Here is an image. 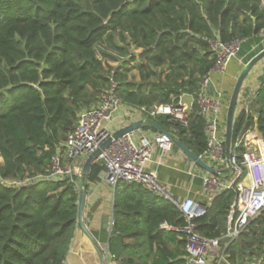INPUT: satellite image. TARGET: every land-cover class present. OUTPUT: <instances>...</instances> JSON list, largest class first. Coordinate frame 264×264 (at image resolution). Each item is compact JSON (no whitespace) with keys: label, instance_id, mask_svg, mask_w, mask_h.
<instances>
[{"label":"trees","instance_id":"trees-1","mask_svg":"<svg viewBox=\"0 0 264 264\" xmlns=\"http://www.w3.org/2000/svg\"><path fill=\"white\" fill-rule=\"evenodd\" d=\"M262 32L264 0H0V264H63L78 225L79 192L65 181H5L45 174L79 114L112 84L131 108L177 104L181 94L197 95L214 66L207 39L243 42ZM108 58L114 67L106 68ZM165 66L166 74L159 71ZM134 69L138 81L129 78ZM254 124L241 112L232 144ZM256 126L264 140V105ZM175 127L196 156L203 153L196 104L186 127ZM103 170L95 162L88 182ZM234 195L225 190L213 198L195 220L200 236L225 234ZM113 222L111 253L133 252L140 264H185L184 236L162 228L186 224L168 201L119 182ZM222 246L219 264H264V210Z\"/></svg>","mask_w":264,"mask_h":264},{"label":"built area","instance_id":"built-area-1","mask_svg":"<svg viewBox=\"0 0 264 264\" xmlns=\"http://www.w3.org/2000/svg\"><path fill=\"white\" fill-rule=\"evenodd\" d=\"M206 41L215 63L202 78L195 99L199 114L204 120V133L207 139L206 149L197 157L211 167L222 170L227 167L225 134L219 121L222 94L220 92L209 94L207 89L212 75L224 74L229 63L237 58L242 41L233 39L225 42L218 34ZM262 85L264 86V80ZM122 106L123 102L115 93V85L112 84L100 95L95 107L79 114L61 149L51 158L45 174L21 180H7L5 183L12 187H20L32 182L65 181L80 192L82 168L77 162L87 157L113 134L109 130V124ZM135 110L150 117L158 114L167 116L173 131H177L175 124L185 127L187 125L188 114L181 108L179 102L161 104L149 110L144 108ZM137 111L129 110L125 115L133 117ZM134 132L113 141L101 153L96 162H102L104 165L102 178L112 187L119 182L138 184L174 205L186 223L182 227H176V231L185 239V264H212L208 259L210 254L214 255L215 263L219 264L224 258L223 252L219 250L221 243L227 245L234 240L247 222L264 210V143L254 142L246 134L238 136L231 144L229 164L232 178L229 183L221 182L220 177L214 175L202 178V186L205 190L213 193L219 189L232 190L235 194L230 206L225 234L220 238L207 239L198 234L195 223L197 218L205 215L206 207L189 197L182 201L175 199L167 187L159 182L157 174L146 168L155 149L162 152L171 151L174 145L172 135L159 133L151 137L137 138ZM113 225L111 219V229Z\"/></svg>","mask_w":264,"mask_h":264},{"label":"crops","instance_id":"crops-1","mask_svg":"<svg viewBox=\"0 0 264 264\" xmlns=\"http://www.w3.org/2000/svg\"><path fill=\"white\" fill-rule=\"evenodd\" d=\"M243 45L244 47H242ZM241 47L237 58L229 63L224 74L219 76L212 75L211 83L207 89V93L209 94H215L216 92L222 94L221 106L219 108V121L224 134L226 112L236 80L244 65L264 49V32L255 38L244 40ZM159 71H164L166 74L168 68L165 66L159 69ZM134 74L138 76L136 71ZM129 78H131L130 74ZM263 80L264 58L252 68L244 80L238 95L236 109V118L241 112H244L246 116H251L255 122L253 127L248 128V130L242 134H246L249 139L261 144L264 143V140L257 129L256 121L258 112L264 105ZM178 99L181 108L189 115L195 104L196 96L185 93L181 94ZM129 110L137 111L123 104L122 109L119 110L115 118L109 124V130L112 133L126 125L142 121V127L134 132V136L137 138L141 136L151 137L165 131L172 135L174 141L180 142L194 154L187 141L179 139L177 131L172 130V125L167 119V116L158 114L154 117H150L142 115L137 111L135 116L131 117L125 115ZM86 158L87 157H83L78 160L77 163L79 167L82 168ZM1 163L0 159V164ZM204 163L207 164V162ZM146 168L149 171L155 172L159 182L165 185L170 194L179 201L189 197L199 204L209 207L213 198L225 191L219 189L213 193L205 190L202 186V178L208 177L211 174L198 166L186 152L175 144V142L169 152H162L155 149L151 161L146 165ZM218 177H220L221 182L228 184L232 178V173L229 172L218 175ZM143 189L146 190L145 188ZM114 195L115 187L109 185L102 178V172L97 182H88L87 196L81 220L84 228L77 225L70 249L63 264H140L134 257L133 252L127 254L124 250L121 256H117L116 253L110 252L109 243L113 231V228H110V221L111 219L113 220ZM162 228L172 231L179 236L182 235L176 231V227L168 226L166 223L162 225ZM127 244H129L128 241ZM222 244L224 246L226 244L221 243L219 248V250L223 252L224 248ZM208 259L212 264L215 263L213 254H210Z\"/></svg>","mask_w":264,"mask_h":264},{"label":"water","instance_id":"water-1","mask_svg":"<svg viewBox=\"0 0 264 264\" xmlns=\"http://www.w3.org/2000/svg\"><path fill=\"white\" fill-rule=\"evenodd\" d=\"M264 58V49L259 52L256 56H254L249 62H247L241 73L239 74L235 86L233 88L227 112H226V121H225V136H224V146H225V157L227 161V167L222 170L215 169L207 164H205L203 161H201L195 154L190 152L185 146H183L180 142L174 141L177 146H179L186 154L202 169L206 170L208 173L214 176L222 175L231 172V165L229 164V158H230V151H231V144H232V135H233V127L236 121V109H237V100L238 95L240 92V89L242 87V84L246 77L248 76L249 72L252 70V68L262 59ZM142 121H137L134 123H131L129 125H126L122 127L121 129L115 131L105 142H103L96 150H94L92 153H90L81 169V190L78 195V225L82 228V214L83 209L85 205V200L87 196V188H88V180H89V174L91 171L92 165L98 160L101 153L108 148L113 141L118 140L123 135L134 132L142 127ZM162 133H168L165 131H162Z\"/></svg>","mask_w":264,"mask_h":264},{"label":"rangeland","instance_id":"rangeland-1","mask_svg":"<svg viewBox=\"0 0 264 264\" xmlns=\"http://www.w3.org/2000/svg\"><path fill=\"white\" fill-rule=\"evenodd\" d=\"M242 47H244V45L242 46ZM98 48H100V49H105V46H103V45H99V47ZM103 63H104V65L106 66V68H108V66L109 67H114L115 65H116V63H114L113 61H111L109 58L108 59H106V61H103ZM105 68V69H106ZM135 71H136V69H134L132 72H130L129 74H130V77L132 78V79H134L135 81H137L138 80V76H136L134 73H135ZM134 72V73H133ZM137 72V71H136ZM93 107V106H92ZM89 109H91V107L90 108H88V109H84L82 112H84V111H87V110H89ZM223 247V246H222ZM222 247H221V250H222ZM224 259L225 258H223V260H222V262L224 261ZM213 264H216V263H213Z\"/></svg>","mask_w":264,"mask_h":264}]
</instances>
